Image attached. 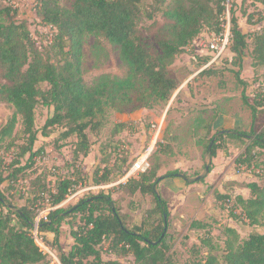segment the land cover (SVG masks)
I'll list each match as a JSON object with an SVG mask.
<instances>
[{
  "label": "trees",
  "instance_id": "1",
  "mask_svg": "<svg viewBox=\"0 0 264 264\" xmlns=\"http://www.w3.org/2000/svg\"><path fill=\"white\" fill-rule=\"evenodd\" d=\"M5 1L10 0H0V104L9 105L13 113L1 128L0 139L12 135L20 117L26 138L25 145L20 148L22 155H28V160L12 173L0 174V264H49L32 231L36 225L37 235L45 238L52 234L57 242L60 227L67 218L77 223L70 231L72 246L67 253L59 255L60 264H124L118 259H103L104 251L116 258L131 256L133 262L128 264H178L166 242L169 212L166 200L158 193V184L163 178L181 177L188 185L203 182L205 175L197 174L194 179H189L186 172L174 170L160 176V158L170 152L166 146L161 149L159 145L160 148L153 153L154 163L145 172L119 184L120 190L128 197L139 193L152 198L153 207L146 211L151 223L147 220L140 225L127 226L117 202L104 191L87 195L68 209L54 208L77 184L66 177L56 178L52 187H49L51 181L38 184L37 177L31 182L33 192L18 197L23 201L21 204L13 203L9 189L23 180L17 177L18 174L31 169V162L43 153V149H34L39 133L48 137L52 129L60 127L63 129L60 140L75 139L71 167L73 177H77L80 172L75 164L80 158L87 157L91 148L88 133H97L103 128L109 109L120 112L150 110L167 102L178 88L168 67L187 48L194 47L204 29L215 35L222 32L221 18L227 11L226 0H154L155 7L149 10L142 7L141 0H75L70 8L61 6V0H34L37 17L52 33L47 48L57 56L56 61L46 57L37 47L27 23L17 21L16 11L5 5ZM253 1L264 3L263 0ZM158 12L163 22L153 21L149 27L153 34L149 44L141 24L144 20L152 21ZM228 12L231 38L227 52L232 55V65L237 68L232 73L241 88L242 104L250 112L251 126L244 130L214 131L216 115L207 117L205 112H199L193 119L192 137L195 145L204 148V155L209 159L230 144L241 149L235 159L236 170H251L257 178L241 185L249 190L248 198L237 195L233 201L249 226L264 229V122L254 127L259 117L264 116V84L247 97L250 85L240 78L244 55L249 48L251 66L264 70V25L244 32L239 28L237 17L230 10ZM249 20L250 15L246 22L250 23ZM87 36L94 38V47L102 40L117 47L119 59L126 69L124 76L103 73L90 85L86 84L82 58ZM204 54L199 68L210 59V55ZM219 73L220 70L213 65L202 69L199 76L215 77ZM38 105L52 108L51 116L40 131L35 128ZM126 128L125 123H117L113 135ZM15 164L20 165L18 161ZM105 168L95 172L94 184L110 180L111 171ZM121 168L123 165L117 168L114 180L122 177ZM203 168L210 172L209 167ZM229 197L226 194L217 198ZM45 203L50 210L36 223L39 209ZM229 216L236 221L239 217L242 219L232 211ZM190 228L202 230L207 224L192 221ZM204 235L206 237H200L198 245L191 247L197 250L196 253L200 247L208 249L204 259H192L184 264H264V231H253L241 239L234 229L226 227L221 247L208 233Z\"/></svg>",
  "mask_w": 264,
  "mask_h": 264
},
{
  "label": "rangeland",
  "instance_id": "2",
  "mask_svg": "<svg viewBox=\"0 0 264 264\" xmlns=\"http://www.w3.org/2000/svg\"><path fill=\"white\" fill-rule=\"evenodd\" d=\"M75 0H61V6L70 8ZM264 2V0H263ZM5 5H9L15 10V19L27 23L33 41L37 47L42 50L46 57L52 61L57 60L54 52L48 50V39L50 29L44 25L37 17L36 2L34 0H10L5 1ZM143 8L148 10L155 7L154 0H141ZM228 11L237 17L240 30L248 29L246 18L251 16L250 23L257 22L262 19L257 27L264 24V3H257L253 0H228ZM231 15V14H230ZM152 21L144 20L141 27L144 31L146 41L151 44L152 31L149 27L155 23L163 22L161 13L153 15ZM248 32V31H247ZM202 35L209 36L210 31L204 29ZM94 38L87 36L83 45L82 71L83 78L86 84L90 85L95 77L100 74L107 73L114 76H124L126 69L119 59L118 49L110 45L106 41H101L99 46H93ZM250 48L244 55L243 67L240 72V78L246 81L250 88L247 97L251 96L253 90L258 84L264 83V70L260 67H252L249 57ZM204 52L193 47L187 48L184 53L178 55L174 62L168 67L169 74L176 79L178 83L177 90L171 95L167 102L156 105L153 109H138L117 111L109 109L104 118V126L97 133H88L91 141L89 154L85 158H80L75 168L79 170L80 176L72 175L73 170L71 164L72 149L74 138L60 140L62 128L57 127L52 129L48 137H43L40 133L34 144V149H43V153L36 157L31 169L19 173L18 178L23 180L13 187H10L9 193L13 194V203L21 204L23 201L18 200L22 194L33 192L31 182L38 177V184L43 181H51L49 187H52L53 181L56 178L66 177L77 182L73 185L66 199L54 208L68 209L74 206L79 199L90 195L97 194L100 191L110 193L112 198L117 202L121 217L125 224L129 227L140 225L142 222L152 219L146 217V211L153 207V201L150 196L135 194L128 197L120 190L119 184H125L123 181L125 172L136 162L140 155L149 152L150 164L154 163L155 156L153 153L157 148L166 146L169 149V154L160 158L162 165L161 171L164 169L182 171L187 169L186 173L189 179H194L195 175H203L206 166L211 169L212 160L207 155L204 156V148L195 145V138L192 137L193 119L199 112L206 113L205 116L215 114L220 116L225 124H241L242 126L248 123V110L241 101V88L237 86L232 71L237 68L232 65V55L226 53L224 57L215 64V69L220 70L218 76L201 77L199 76L202 66L199 68ZM13 109L7 104H0V130L5 125L6 121L11 117ZM52 114V108H47L38 105L35 109V128L40 131L47 118ZM264 122V116L259 117L256 126ZM117 123H125L126 130L117 135H113L114 126ZM223 127H226L223 125ZM23 126L20 117L17 118L12 135L5 139H0V174L6 176L12 173L14 169L22 167L27 163L28 155H22L21 146L25 145V136L22 133ZM221 156L220 163L223 174H231L234 169L233 160L239 153L238 148L229 147L225 151L218 152ZM201 158V163L196 159ZM18 161L20 165L15 164ZM185 165L182 166L180 162ZM195 168H186V164L193 163ZM123 162V164H122ZM123 171L120 179L114 180L119 166ZM201 165V166H199ZM110 169V180L104 184H94V176L96 171ZM53 169L55 171H53ZM51 171L50 174L49 172ZM244 181L256 180V174L251 170L237 171L234 173ZM206 174V173H205ZM42 175V176H41ZM101 172L99 173V176ZM79 177L80 180L77 181ZM26 179V180H25ZM220 179V178H219ZM24 181V182H23ZM45 182V183H46ZM262 183V182H261ZM7 185V182L5 183ZM48 185V184H47ZM162 185V184H161ZM29 186V188H28ZM4 190L3 187H1ZM160 189V188H159ZM230 197H234L231 196ZM25 198V197H23ZM225 199L216 202V208L219 210L214 217L206 216L204 223L207 228L198 230L190 228V218L184 217L179 219L173 216V209L169 212L166 227V242L170 247V253L178 264H184L192 259H204L206 256L205 247H200L193 250V245H198L200 237H206L208 233L213 237V242L222 246V241L225 239L224 229L231 226L238 230L241 239L247 237L251 232H263L264 229L259 226H249L244 219L239 217L236 221L229 216L230 210L225 206ZM35 222L37 223L41 217L47 215L50 210L48 204L39 209ZM205 214H209L207 211ZM235 216H241L234 214ZM242 217V216H241ZM187 218V219H186ZM208 218V219H207ZM194 221V220H193ZM208 221V222H205ZM76 221L72 218H67L64 224L60 227V234L57 242L52 234H47L45 238L37 235L35 225L32 234L37 245L46 254L49 264H60V253H67L72 246L73 240L70 235L72 228L76 226ZM203 223V222H202ZM236 231V230H235ZM237 232V231H236ZM103 259H118L124 264L132 263L131 256L116 258L110 255L107 251L102 254Z\"/></svg>",
  "mask_w": 264,
  "mask_h": 264
},
{
  "label": "crops",
  "instance_id": "3",
  "mask_svg": "<svg viewBox=\"0 0 264 264\" xmlns=\"http://www.w3.org/2000/svg\"><path fill=\"white\" fill-rule=\"evenodd\" d=\"M247 24H248L247 25L248 29H246L245 32L257 30L262 25H264L262 24L261 26L257 27L258 25L257 23L256 24L247 23ZM189 48L192 49L193 46H190ZM263 84L260 83L256 87L263 85ZM248 93L247 95H249ZM219 117L220 116L216 115V120L213 126L214 131L231 130V129L244 130V129H248L251 126L250 112L248 113V117H249L248 123L243 126L241 124H238V125L233 124V125L227 126L225 124V121ZM223 125H225L226 127H223ZM257 126L255 122L254 127H257ZM234 146L238 148L239 153H240L241 149L237 145L230 144L228 145L227 148L234 147ZM227 148H225L224 150H220V151L221 152L225 151L227 150ZM218 152L216 154V157L211 159L212 167L210 169V172L206 171L205 172L206 174L205 173L203 174L205 175L203 182H195L193 184L187 185L186 181L182 179L181 177H173V178L171 177V178H163L161 182L158 184V188H157L158 193L162 196L163 199L166 200L168 212H171V210L173 209V213H172L173 216H176L179 219H182L183 216L189 217L191 222L194 220V221H199V222L204 223V220L207 215H209V217H214L215 214L219 211L216 208V202L218 203L220 201L217 198L219 195L231 194V196H234V197H236L237 195H240L244 198L249 197L250 195L249 190L241 186L243 179L238 177L236 175V172L234 173V170L236 168L235 159L239 153L236 155V157L233 160V163L235 166L233 171L231 172V174L227 175V174L222 173V167L220 163L221 156L219 155ZM263 160H264V156H263ZM196 161L199 162L200 164L201 158L199 160L196 159ZM196 161H194L193 163L189 162L188 164H186L185 167L195 168L193 167L195 165H192V164L196 163ZM180 164H182V166L185 165L182 161L180 162ZM174 170H176L175 167L171 171H174ZM169 171L170 170L167 171V169H164V171L160 170L159 175L163 176L165 175V173ZM182 171L186 172L187 169H183ZM248 182L250 181H244V183H248ZM206 211L209 214H205ZM205 222H208V221H205ZM228 227L236 230L238 233V230L235 227H231L229 225Z\"/></svg>",
  "mask_w": 264,
  "mask_h": 264
},
{
  "label": "built area",
  "instance_id": "4",
  "mask_svg": "<svg viewBox=\"0 0 264 264\" xmlns=\"http://www.w3.org/2000/svg\"><path fill=\"white\" fill-rule=\"evenodd\" d=\"M227 4L228 0H226L225 3L227 11L221 18V28L223 29L222 32L217 35L210 34L209 36L203 34L197 39L194 44L195 49L199 50L200 52H204L207 55H210V59L202 67V69L215 65L227 53L228 44L231 38L230 18ZM47 39L49 44L52 39V33H49V38ZM149 156V152L140 155L136 162L133 163V165L125 172L123 181H126L128 178L135 177L138 174L145 172L150 165ZM225 202V206L230 210V212L232 211L233 214L238 215L241 214V211L234 204L233 197L225 199ZM41 218H45V216ZM242 219H244L243 216Z\"/></svg>",
  "mask_w": 264,
  "mask_h": 264
}]
</instances>
